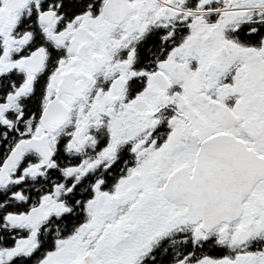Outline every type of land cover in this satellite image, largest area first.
Wrapping results in <instances>:
<instances>
[{"label": "snow or ice", "instance_id": "snow-or-ice-1", "mask_svg": "<svg viewBox=\"0 0 264 264\" xmlns=\"http://www.w3.org/2000/svg\"><path fill=\"white\" fill-rule=\"evenodd\" d=\"M0 264H264V0H0Z\"/></svg>", "mask_w": 264, "mask_h": 264}]
</instances>
